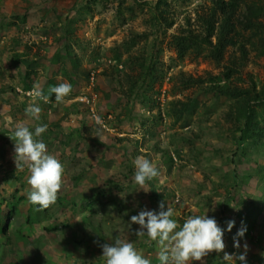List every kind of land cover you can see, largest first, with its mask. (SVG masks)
I'll return each instance as SVG.
<instances>
[{"label":"rangeland","instance_id":"1","mask_svg":"<svg viewBox=\"0 0 264 264\" xmlns=\"http://www.w3.org/2000/svg\"><path fill=\"white\" fill-rule=\"evenodd\" d=\"M65 82L57 103L49 90ZM263 88L264 0H0V264H105L101 245L116 240L159 264L158 245L128 223L161 202L179 224L208 209L222 228L235 221L224 251L193 264H226L245 245L247 264H264V144L240 142L234 121ZM41 123L64 176L37 211L10 137ZM137 157L159 173L143 188Z\"/></svg>","mask_w":264,"mask_h":264},{"label":"clouds","instance_id":"2","mask_svg":"<svg viewBox=\"0 0 264 264\" xmlns=\"http://www.w3.org/2000/svg\"><path fill=\"white\" fill-rule=\"evenodd\" d=\"M71 83H60L50 88L54 94V101L59 103L72 92ZM35 96L48 101L49 96L36 91ZM42 109L38 104H32L25 109V113L32 120H40ZM97 125L103 123L100 116L95 117ZM47 131V124H39L30 130L29 127L19 124L12 131L10 139L14 141V163L16 170L23 171L27 165L30 175L27 193L28 202L38 206L37 211L53 205L57 194L62 188L64 167L53 155L48 154L47 145L41 137ZM159 175L152 162L143 157L135 161L134 182L143 188L147 182ZM201 215L186 218L182 224L173 219V210L161 202L158 210H141L137 215L131 216L128 229L137 238L148 237L159 247V264H193L203 261L210 253H222L225 248V232H231L235 221H227L226 227H221L214 217ZM138 228L132 232L131 225ZM246 229L236 232V237L242 238ZM234 247L239 248V240L234 241ZM245 251L238 254L224 253L223 261L226 264H247V245ZM102 258L105 264H150L149 259L137 250L131 241L116 240L115 243L101 245Z\"/></svg>","mask_w":264,"mask_h":264},{"label":"trees","instance_id":"3","mask_svg":"<svg viewBox=\"0 0 264 264\" xmlns=\"http://www.w3.org/2000/svg\"><path fill=\"white\" fill-rule=\"evenodd\" d=\"M234 4L228 3V7L232 8ZM219 10L225 15L227 11H225L224 3L219 5ZM251 13V12H250ZM224 22L228 25L229 23V17L226 16L223 18ZM216 52L220 55V50L217 49ZM253 101L250 104V102L244 100L242 101L241 107L239 110H237V114L234 117L235 118V125L239 127V132L241 135L239 136V141L240 142H250L252 146L258 145L262 147L264 144V127L259 123V121L256 118L255 111H254V106L253 105H259L263 108L264 112V88L257 94L254 95ZM260 117L264 119V113ZM243 123V124H242ZM237 140V142H239ZM237 156V154H235ZM1 232H6V226H3L0 228Z\"/></svg>","mask_w":264,"mask_h":264}]
</instances>
